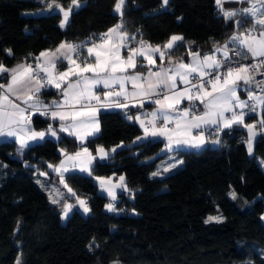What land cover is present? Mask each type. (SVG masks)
Returning <instances> with one entry per match:
<instances>
[{"label":"trees","instance_id":"obj_1","mask_svg":"<svg viewBox=\"0 0 264 264\" xmlns=\"http://www.w3.org/2000/svg\"><path fill=\"white\" fill-rule=\"evenodd\" d=\"M49 2L0 0V63L9 67L34 60L61 37L83 45L84 52L90 38L121 22L135 36L131 44L140 39L163 43L171 34L182 33L183 41L170 50L175 56H186L190 48L211 51L236 29L251 25L248 21L238 28L235 18L225 20L215 0H169L164 7L162 0H126L123 17L115 11L117 0H79L80 7L61 27L59 9H48L42 18L37 15ZM57 94L48 87L39 96ZM141 109L99 112L100 132L86 144L92 149L115 146L116 151L104 160L96 158L91 175L64 174L67 185L84 196L91 209L85 213L74 206L66 220L62 204L50 198L55 171L48 165L63 157L61 149L77 150V138L65 132L58 139L47 136L22 154L15 139L0 141V264H17L18 258L20 264H264V132L257 134L250 155L247 129L215 130L210 135L219 138L217 145L175 150L166 172L167 164L160 163L168 156L164 140H136L143 129L126 118ZM254 119L255 112L246 115L247 121ZM32 121L38 128L53 124L40 112ZM179 158L182 163H177ZM156 172L160 175L153 176ZM95 174L124 175L127 190L112 202L117 211L105 207L110 197L100 191ZM212 214L222 216V222L205 223Z\"/></svg>","mask_w":264,"mask_h":264},{"label":"snow or ice","instance_id":"obj_2","mask_svg":"<svg viewBox=\"0 0 264 264\" xmlns=\"http://www.w3.org/2000/svg\"><path fill=\"white\" fill-rule=\"evenodd\" d=\"M226 0H215L218 10L225 20H231L238 15L236 10H225L223 5ZM250 7L242 8L239 14L243 17L236 21V26L242 27L250 21L251 27L243 33H234L229 42L236 51V56L257 58L255 64H239L237 67L227 66L232 57L229 52V42L223 48H216V52H223L224 59L220 60L215 53L201 57L199 52L189 53L192 56L190 63L183 60L175 62L173 67H164L161 64L159 71H152L151 66L156 64L155 54L163 62L166 57L169 64H173L172 58L166 50L173 49L177 42L183 41V37L173 35L161 47L152 46L140 40L138 47H129L135 36L129 38V33L123 31V23H117L106 32L101 33L97 40L90 38L91 46L86 48L87 55L82 56L83 45H74L63 42L55 50H46L36 57V66L18 64L14 68H8L0 63V77L8 74L6 84H0V136L16 137L19 141V152L28 147L29 141H42L46 136L57 137V130L50 124L46 131H35L31 126V114L40 112L42 115H51L52 119H59V131L67 132L78 140H86L99 132V120L97 114L100 109L120 108L127 109L130 104L134 107H144L145 101H151L156 105L150 113H144L135 117L128 115L129 120L135 119L143 129L144 135L137 140L148 137H164L165 145L169 150H180L182 147L201 148L208 138L204 130L216 126L217 132L224 129H232L234 126H242L247 129L248 138L245 141L247 151L253 153V141L258 134L256 124L245 123L248 112H255L257 107L264 109V94L248 91L247 100H242L238 95L240 83L249 85L256 83L264 93V81H254L253 69L264 68V0H248ZM126 0H117L115 11L123 17V7ZM169 0H162V7L167 6ZM80 7L79 0H71V5L65 9L57 0L47 3V9H59L63 14L60 26L64 27L75 8ZM98 41V42H97ZM122 49H127L126 57L121 54ZM11 54V50H7ZM138 58L147 62L149 70L147 75L141 72L128 74L135 70ZM67 61L65 71H59L57 65ZM94 61V62H90ZM143 66V65H141ZM226 68L225 71H221ZM195 79L198 83H192ZM185 87H177V81ZM131 83L133 91L129 92L126 85ZM113 85L119 87L118 92H112ZM102 86L103 94H98V87ZM54 87L62 94V100L52 101L51 105L42 104L39 93L42 89ZM155 97V99H154ZM183 101L189 102V107L180 108ZM196 101L204 106V111L197 114ZM251 101L252 103H249ZM134 102V103H133ZM55 110H52V108ZM43 108V111L41 110ZM240 109V111H236ZM247 110V112L245 111ZM225 113H231L225 116ZM260 130L264 131V119L258 121ZM169 125H173L169 127ZM219 143V139L212 141ZM121 147V145H117ZM112 152L116 148L111 149ZM65 159L59 165L49 164L55 172L60 174V183H65L63 173L79 168L81 172L91 175L93 156L88 148H83L74 154H68L61 149ZM101 160L108 158L109 152L100 146L96 150ZM182 163V161H178ZM170 167H175L171 165ZM164 171H169L165 168ZM46 175V173H41ZM153 176L160 175L156 172ZM101 189L105 190L113 201L116 200L117 188L127 190L124 176L119 178L118 183H113L111 178L97 177ZM69 193L72 189L68 188ZM130 191V190H129ZM75 195L74 193H72ZM235 200L237 193H229ZM53 204H60L50 193ZM77 204L85 213L91 211L87 201L76 197ZM62 218H67L74 205L64 202ZM108 211H117L115 205H105ZM222 216H209L205 223L222 222ZM91 250V245H89ZM17 264H20L19 258Z\"/></svg>","mask_w":264,"mask_h":264},{"label":"crops","instance_id":"obj_3","mask_svg":"<svg viewBox=\"0 0 264 264\" xmlns=\"http://www.w3.org/2000/svg\"><path fill=\"white\" fill-rule=\"evenodd\" d=\"M50 2H51V0H50ZM58 3H60L59 1H57ZM61 4V3H60ZM223 7H224V9L225 10H236L237 12H238V15L236 16V17H234L235 18V23H236V21L237 20H240V19H242L243 17L239 14V10L240 9H242V8H246V7H250V4H249V2H248V0H226V2L224 3V5H223ZM48 9H47V6L46 7H44L41 11H39L38 12V17H40V18H42V17H45V15H46V11H47ZM251 23V22H250ZM116 25V24H115ZM114 26V25H113ZM112 26V27H113ZM111 28V27H110ZM107 31V30H106ZM123 31H126L127 33H129V38H131V36H133V34L130 32V31H128V30H126L125 28H123ZM246 31V29L244 28V29H236L234 32H232L231 33V35L224 41H222V42H217L215 45H214V47H213V49L211 50V51H204V52H202V51H199V50H197V49H189L188 50V53H187V55L186 56H175V55H173V54H171L170 53V50H166L167 52H168V55L172 58V61H173V64H169V62H168V59H167V57H166V59L163 61V62H161L159 59H158V54H155V56H154V58L156 59V64L155 65H153V66H151V68H152V71L153 72H155V71H159V69H160V66H161V64H163V66L164 67H173V65H174V63L175 62H179V61H181V60H183V62L184 63H190L191 62V60H192V56L189 54L190 52L191 53H196V52H199L200 53V55H201V57H203L204 55H210V54H213V53H215V55H216V57H217V55L219 54V53H223L222 51L221 52H216L215 50H216V48H223V46H224V44L226 43V42H229V38L234 34V33H243V32H245ZM175 35H179V36H182L183 37V39H184V35L182 34V33H177V34H175ZM171 36H173V34H171L170 35V37ZM170 37L165 41V42H163V43H150V45H152L153 47L154 46H156V45H161V47H163V45L170 39ZM63 42H68V43H72V44H74V45H80L79 43H77V42H75V41H69V40H67V39H65V38H63V37H61L59 40H58V42L56 43V45L54 46V47H50V48H47V49H44L43 51H46V50H55L57 47H59V45L61 44V43H63ZM132 42V41H131ZM180 42V41H179ZM178 43V42H177ZM149 44V43H148ZM229 44H230V42H229ZM88 46H91V44H90V42L89 43H87L86 45H85V49L88 47ZM138 47V45H134V44H129V47ZM82 48H84V47H82ZM82 48H81V54H82V56L84 55V56H86L87 55V52L86 51H84V52H82ZM43 51H41V52H43ZM40 52V53H41ZM121 54L122 55H124L125 57H126V55H127V49H122L121 50ZM39 56V54L36 56V57H38ZM90 62H94V61H90ZM22 63H24V64H29V65H31L32 67H35V65H36V59H34V60H23V61H21V62H18V63H16V64H14V65H12V66H9L8 68H14V67H16L18 64H22ZM141 65H143V66H141ZM5 66V65H4ZM7 67V66H6ZM57 67H58V70L59 71H65L66 70V68H67V61H64L63 63H60V64H58L57 65ZM148 70H149V66H148V64H147V62L146 61H144L142 58H138V65H137V68L135 69V70H130V72L128 73V74H134V72H136V71H138V72H141V73H143L144 75H147V73H148ZM8 79H9V76H8V74H4L2 77H1V84H6L7 82H8ZM126 87H127V90L129 91V92H131V91H133V89H132V85H131V83H128L127 85H126ZM177 87L178 88H180V89H182V88H184L185 86L184 85H182V82H180L179 80L177 81ZM54 88V87H53ZM249 88H250V84L249 85H244L243 84V82H241L240 83V87L238 88V95L240 96V98L242 99V100H247L248 99V96H247V93H248V90H249ZM55 90H57L56 88H54ZM99 89H101V92L100 93H102L103 94V91H107V89H103L102 88V86H99L98 87V90ZM111 91L112 92H118L119 91V87L118 86H116V85H113L112 86V88H111ZM57 92H58V94L56 95V96H53V97H51V98H49V99H42L40 96H39V100L42 102V104H48V105H51V102L52 101H57V102H59V101H61L62 100V94H61V92L59 91V90H57ZM257 94H264V93H257ZM186 102V101H185ZM199 102V101H198ZM134 103V102H133ZM146 103H148L149 104V108H150V112H152L154 109H155V107H156V105L154 104V103H152L151 101H145V103L144 104H146ZM200 103V102H199ZM249 103H252L251 101H249ZM201 105V111L200 112H197V114H200V113H202L203 111H204V106L202 105V104H200ZM129 106H132V104H130ZM43 109V108H42ZM112 109H120V108H112ZM52 110H55V108H54V106H53V108H52ZM101 110H103V109H100V111ZM262 110V108H260L259 106L257 107V109H256V111H255V113L257 114V119H254V120H251V121H247L246 120V116H245V123H247V124H256L257 126H259V123H257L258 121H260V111ZM99 111V112H100ZM236 111H240V109H236ZM246 112H247V110H245ZM99 112H98V114H97V119L99 120ZM35 112H33L32 114H31V121H32V115L34 114ZM144 113H147V112H145V111H143L142 109L141 110H138L134 115H132L133 117H135V116H137V115H140L141 116V118L143 119L144 118ZM248 113H250V112H248ZM231 115V113H225V116H230ZM50 118H51V120L53 121V124H52V127L54 128V129H56L57 130V133H58V135H57V137H53V136H51V135H48V136H50V137H53V138H55V139H58L60 136H61V131H59V127H60V121H59V119H52V117H51V115H50V113H49V115H48ZM173 125H169V127H172ZM32 129H34L35 131H46L47 130V128H48V126H46V127H42V128H38V127H36V126H34V124H33V121L31 122V126H30ZM99 129H100V121H99ZM259 129H260V127H259ZM99 132H100V130H99ZM98 132V133H99ZM221 132V131H220ZM65 133H67V132H65ZM98 133H96L95 135H97ZM216 133H217V131H216ZM204 134H205V136L208 138L209 136H213V135H210L207 131H206V129L204 130ZM94 135V136H95ZM144 135V132L142 133V134H140L138 137H142ZM47 137V136H46ZM45 137V138H46ZM92 137V136H91ZM8 138H11V139H15L16 141H17V143H18V148H20V144H19V141L17 140V138L16 137H9V136H0V141L1 140H3V139H8ZM89 138V137H88ZM149 138V137H148ZM152 138H161V139H163L164 140V142H165V145H166V143H167V140L164 138V137H152ZM147 139V138H146ZM219 139V138H218ZM78 140V139H77ZM136 140H137V138H136ZM80 143H81V146L77 149V150H75V151H71V152H67L68 154H74V153H76V152H78V151H82V149L83 148H88V150L92 153V155L93 156H96V158H99V156L97 155V152H96V150H97V148L98 147H100V146H103L108 152H109V154L110 153H112V151H111V149H113V148H115V146H111V147H107V146H105V145H102V144H98L97 146H96V148L95 149H92V148H90L87 144H86V141H87V139L86 140H83V141H81V140H78ZM33 142H35V141H29L28 142V144L30 145L31 143H33ZM207 142H209V139L207 140ZM206 142V143H207ZM206 145V144H205ZM165 147V146H164ZM26 148V147H25ZM24 148V149H25ZM23 149V150H24ZM166 149V148H165ZM168 150V156H166V158H164V159H162L161 161H160V163H161V165H165V164H167L168 162H167V159H168V157H173L174 155H175V150H169V149H167ZM109 156V155H108ZM65 159V156L63 155V157L56 163V164H54V166H57V165H59L60 164V162L62 161V160H64ZM178 161H181V158H179V159H177ZM93 163H94V161H93ZM178 163V162H177ZM93 165V164H92ZM167 168H169L168 167V164L167 165H165ZM72 171H79V168H76V169H72L71 167H70V165H69V170L68 171H66V172H64L63 173V177H64V174L65 173H68V172H72ZM79 172H81V171H79ZM83 173H88V172H83ZM92 173V172H91ZM101 176H110V177H112L113 178V180H114V182H117V180H119V178L121 177V176H124V175H114V174H111V175H100V174H95L94 175V177H95V180L98 182V185H99V180H97L96 178L97 177H101ZM125 178V177H124ZM64 180H65V177H64ZM65 183H66V180H65ZM125 184H126V182H125ZM68 188H71L72 189V193L73 192H76V190L73 188V187H71V186H69L68 185ZM68 188H65V186H64V184H62V183H60V174L59 173H57V172H55V175H54V177H53V180H52V183H51V185H50V188H49V193H51L52 194V196L53 197H55L56 199H59L61 202H63L65 199H74L75 197H76V195H73L72 193H69V191H68ZM75 190V191H74ZM122 190H124V189H122V188H117V194H116V198H117V196H118V194H119V192L120 191H122ZM76 194H78L77 192H76ZM73 197V198H72Z\"/></svg>","mask_w":264,"mask_h":264},{"label":"built area","instance_id":"obj_4","mask_svg":"<svg viewBox=\"0 0 264 264\" xmlns=\"http://www.w3.org/2000/svg\"><path fill=\"white\" fill-rule=\"evenodd\" d=\"M250 27H251V25L248 28H250ZM95 40H97V39H95ZM140 40H142V39H140ZM140 40H137V42H135L134 45H138ZM143 41L149 43L147 40H143ZM229 49H232V51L229 52V55L232 57V60L227 66L237 67L239 64H255V63H257V58L251 57L250 54L247 56V58H244L243 56H236L235 52L240 51V49H238V48L234 49L233 45L231 43L229 44ZM217 58L220 60H223L224 59L223 53H219L217 55ZM225 70H226V68L221 69V71H225ZM253 75H254V81H264V68H261L259 70L253 69ZM192 83H198V81L193 79ZM182 85H184V84L182 83ZM262 87H264V85H262ZM250 88L254 89L257 92L262 91V88H258L256 86L255 82L250 84ZM98 94L101 95L100 91H98ZM154 99H155V97H154ZM196 105H197V107H196L195 111H201L200 103L198 101H196ZM184 107H189L188 101H186V103L185 102L181 103L180 108L182 109ZM42 111H43V109H42ZM146 111H147V113H150L149 108H146ZM206 130L209 133H212L216 130V126H211L210 128H207Z\"/></svg>","mask_w":264,"mask_h":264},{"label":"rangeland","instance_id":"obj_5","mask_svg":"<svg viewBox=\"0 0 264 264\" xmlns=\"http://www.w3.org/2000/svg\"><path fill=\"white\" fill-rule=\"evenodd\" d=\"M80 4H81V2H79ZM117 3V2H116ZM65 9H67L70 5H65V4H61ZM62 19H63V14H62ZM71 19V16L69 17V20ZM69 20H68V22H69ZM177 33H179V32H176V33H173V35H175V34H177ZM150 44V43H149ZM138 46H139V44H138ZM135 47V46H134ZM191 49V48H190ZM249 90H251V91H253V92H255V93H262V91H259V92H257V91H255L254 89H252V88H249ZM248 90V91H249ZM101 95H102V93H101ZM146 108H149V107H144V108H142V110L143 111H145V112H147L146 111ZM149 111H150V108H149ZM197 112H200V111H196V113ZM262 118H261V111H260V120H261ZM257 126V125H256ZM257 130H258V133L260 132V129H259V126H257ZM207 131V130H206ZM208 132V131H207ZM264 132V131H263ZM209 133V132H208ZM210 134V133H209ZM247 138H248V136H247ZM208 139H209V142H207L206 144H208V143H210V144H212V145H217L218 143H213L212 141H214V140H216V139H218V137L217 136H209L208 137ZM247 140V139H246ZM254 144H255V139H254V141H253V153H254ZM252 153V154H253ZM111 154V153H110ZM175 161V160H174ZM260 161H261V163H262V165L264 166V159L263 158H261L260 157ZM171 169H169V171H170ZM101 177H103V178H105V179H108V178H111V181L113 182V183H118L119 182V180H117V182H114V180H113V178L112 177H110V176H101ZM99 189H100V191H102V192H104V193H106L107 195H108V193L105 191V190H103V189H101V187H100V182H99ZM75 191V190H74ZM115 191L117 192V189H115ZM75 195H76V197H79V198H81V199H84V200H86L87 201V199L84 197V196H82V195H79V194H76V192H73ZM117 194V193H116ZM109 196V195H108ZM76 197L74 198V199H65L63 202H61V204L63 205V203L64 202H67V203H70V204H73L74 206H78L79 208H80V206L77 204V200H76ZM110 197V196H109ZM113 202V200H112V198L110 197V199H109V202L107 203V204H109V203H112ZM87 204H88V202H87ZM74 208V207H73ZM81 210H83L82 208H80ZM72 211V210H71ZM70 211V212H71ZM69 212V213H70ZM62 213H63V207H62V212H61V216H62ZM214 214H212V215H210V216H213ZM214 216H220V215H214ZM261 218H262V220H263V222H264V212L261 214ZM63 220H66V218H62ZM20 259V258H19ZM115 264H118V263H116V262H114Z\"/></svg>","mask_w":264,"mask_h":264}]
</instances>
